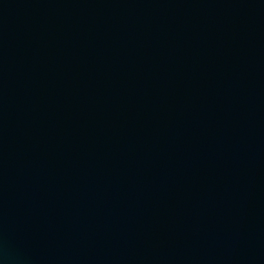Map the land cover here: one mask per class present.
<instances>
[{
	"label": "water",
	"instance_id": "95a60500",
	"mask_svg": "<svg viewBox=\"0 0 264 264\" xmlns=\"http://www.w3.org/2000/svg\"><path fill=\"white\" fill-rule=\"evenodd\" d=\"M0 264H264V0H0Z\"/></svg>",
	"mask_w": 264,
	"mask_h": 264
}]
</instances>
